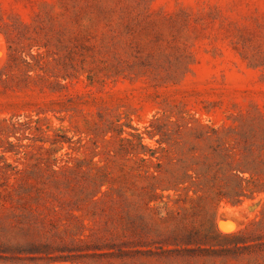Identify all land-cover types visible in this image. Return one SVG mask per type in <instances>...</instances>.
<instances>
[{
    "label": "rangeland",
    "instance_id": "1",
    "mask_svg": "<svg viewBox=\"0 0 264 264\" xmlns=\"http://www.w3.org/2000/svg\"><path fill=\"white\" fill-rule=\"evenodd\" d=\"M0 264H264V0H0Z\"/></svg>",
    "mask_w": 264,
    "mask_h": 264
}]
</instances>
